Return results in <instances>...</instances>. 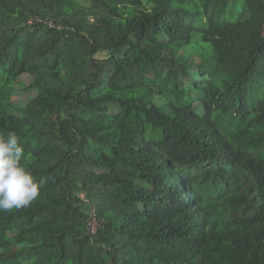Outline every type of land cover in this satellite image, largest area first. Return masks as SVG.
Masks as SVG:
<instances>
[{"label":"trees","instance_id":"trees-1","mask_svg":"<svg viewBox=\"0 0 264 264\" xmlns=\"http://www.w3.org/2000/svg\"><path fill=\"white\" fill-rule=\"evenodd\" d=\"M82 1L0 0V264H264V0Z\"/></svg>","mask_w":264,"mask_h":264},{"label":"clouds","instance_id":"clouds-1","mask_svg":"<svg viewBox=\"0 0 264 264\" xmlns=\"http://www.w3.org/2000/svg\"><path fill=\"white\" fill-rule=\"evenodd\" d=\"M24 147L16 133H0V210L10 211L28 206L40 195L46 180L34 178L21 164Z\"/></svg>","mask_w":264,"mask_h":264},{"label":"rangeland","instance_id":"rangeland-1","mask_svg":"<svg viewBox=\"0 0 264 264\" xmlns=\"http://www.w3.org/2000/svg\"><path fill=\"white\" fill-rule=\"evenodd\" d=\"M78 1L80 3H83L82 0H78ZM84 5H86V4H84ZM199 41H200V37H197L196 38V43H198ZM198 48L200 50H202V47L199 46ZM21 82L23 84L22 85H17V90L15 91L14 94H12L13 103L18 109H22L25 105H27L32 99H34L38 95L37 90H34V91H26L25 90L24 86L29 84L27 78L23 77L21 79ZM197 104L198 103H195V105H197ZM227 119H229V118H227ZM81 197L85 200L84 194L81 195ZM89 220H88V222H89ZM88 222H87V225H88ZM99 228H100V222H99ZM99 228H98V230H99Z\"/></svg>","mask_w":264,"mask_h":264},{"label":"built area","instance_id":"built-area-1","mask_svg":"<svg viewBox=\"0 0 264 264\" xmlns=\"http://www.w3.org/2000/svg\"><path fill=\"white\" fill-rule=\"evenodd\" d=\"M39 22H42V20H39ZM29 24H32V22H30ZM49 25L51 27H55L52 23H49ZM88 228L92 234H96L98 232L99 221L97 220V216L94 212L92 213V216L88 222Z\"/></svg>","mask_w":264,"mask_h":264}]
</instances>
